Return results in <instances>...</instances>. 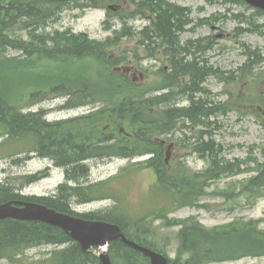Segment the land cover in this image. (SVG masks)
<instances>
[{
    "label": "trees",
    "instance_id": "obj_1",
    "mask_svg": "<svg viewBox=\"0 0 264 264\" xmlns=\"http://www.w3.org/2000/svg\"><path fill=\"white\" fill-rule=\"evenodd\" d=\"M83 1L0 0V69L4 70L0 71V79H4L6 73H15V70L24 64L34 70L36 68L33 66L40 63L42 59L48 63H54V65L71 58L85 59L88 64H98V67L94 68L91 78L83 80L74 88H69V85L52 87L56 81L51 85L46 83L47 87H51L48 92H51L52 95L67 97L66 106L75 105L72 103L73 98L77 99L75 102L78 104L102 103L101 108L87 116L51 122L43 119L42 111L23 114L20 108L14 106L18 105L17 103H0V125L8 135L7 140L33 137L35 149L39 155L50 158L57 166L65 167L67 178L76 182L74 186L61 185L58 192L52 196L23 198L44 204L57 211L75 215L71 206V195H74L76 204L87 203L98 198L116 199L112 192L113 188L107 186L109 180H113L112 178L89 185L80 183L81 178L88 173V167L80 163L82 160L113 156L133 158L152 154L141 163L133 164L132 167L127 166L120 172L119 176H128V173L137 168H152L156 176V184L153 190L168 201L160 213L173 211L186 205L199 206V195L193 191L199 190L200 193H203L204 188L207 187V182L220 178L222 174H228L223 172V169L231 170L229 162L222 156L221 147L215 145L212 139L206 140L204 138L205 131H201L194 140H190L191 138L188 137L187 143L184 141L181 144L182 146L189 144L192 150L198 152L207 161V167L197 172L192 171L180 160L176 165H166L163 156L164 146L159 139L174 131L181 116H186L192 121H204L208 112L206 104L192 101V106L188 109L174 108L168 105L170 98L174 96L171 92L152 96L149 90L138 89V84L134 83L128 75L121 71H111L112 67L128 61L126 51L120 55L108 51L115 46L111 45L113 44L111 39L94 41L87 38L86 34H72L69 30L60 31L56 29L51 34L39 31L40 28L36 29L44 27L48 20L56 18V15L66 7L80 8L87 5L83 4ZM131 1L136 7V14L139 13L145 17L149 15L152 19L151 24L140 32L142 34L140 44L145 50L152 51L151 45L157 44L162 48L166 46L168 48L165 49L166 52L175 53L180 46L176 31L182 30L184 21L181 16L185 17L184 12L187 13L188 9L169 4L166 0ZM11 25L14 26L13 30H15L12 33L8 31ZM23 29L31 31L28 41L20 33ZM154 37L161 42L152 40ZM47 39L53 41V44L54 41L58 40L57 42L62 44L64 49L56 50L50 48L51 46L48 47L46 45ZM8 49L19 51L20 54L6 57L4 53ZM112 51L117 53V49ZM244 53L247 56L244 71L238 72L233 77L234 80L244 77L246 72L250 70L251 63H259L264 59L258 49L244 48ZM133 54L137 53L134 52ZM180 61L183 64L179 63ZM172 63V71L165 73V79L170 78L171 84H178V87H181L179 76L188 77L181 88L182 91L179 92L191 95L202 88L201 83L207 74L196 65L197 63L184 61V57L172 61ZM55 66L56 69L60 68ZM218 78L225 80L221 74ZM76 80L79 81L78 78ZM23 86L28 85L24 84ZM18 88L16 87L15 90ZM262 97L264 96H260L261 103ZM2 98L3 95L0 93V102ZM83 119L84 121L79 123H70H73L74 120ZM103 122H106V125H103L102 128L96 127L99 124L102 125ZM69 124L71 126L68 128ZM120 127L123 128V133H121ZM234 170L237 173L244 171L240 166ZM254 171L255 174L247 181L245 187L264 188V164H258ZM231 172H233V168ZM32 178L36 177L33 176ZM6 183H0V202L20 197ZM260 196L261 194L256 195L253 199L256 200ZM119 207L118 204L104 212L83 213L78 214V216L89 219L99 218L117 223L129 238L135 239L145 246L152 245L146 239L141 238L136 229L134 232H130L129 228L138 225L140 221L128 219ZM10 222V224L0 225V235L15 231L12 234L13 237H10L6 244L25 243L24 246L29 248L40 244L67 243L71 245V250L74 251L75 255L64 259V250L54 256L52 264H99L94 255L82 252L79 245L66 232L57 227L35 221L11 220ZM178 236L180 239L178 255L188 252L192 258L195 255L194 259L200 258L202 254L206 257L214 249H218L217 254L213 255L214 257L220 260L228 259L234 253L233 248L230 247L244 242L248 244L240 247L241 251L249 255L264 253V230L259 228V220L254 219L234 220L212 229H206L195 221H186L183 222ZM244 239L246 241H243ZM6 244H2L0 247L6 248ZM15 255L13 252H0V257L6 256L10 260L15 259ZM109 255L113 264H148L145 256L126 246L119 239L111 243ZM179 261L170 260L169 264H179ZM188 262L190 261L187 260L183 264H188Z\"/></svg>",
    "mask_w": 264,
    "mask_h": 264
},
{
    "label": "rangeland",
    "instance_id": "obj_2",
    "mask_svg": "<svg viewBox=\"0 0 264 264\" xmlns=\"http://www.w3.org/2000/svg\"><path fill=\"white\" fill-rule=\"evenodd\" d=\"M109 1V2H108ZM173 3L186 6L192 9L190 14L193 20L207 17L210 14L216 13V18L211 24L195 26L189 24L185 32L180 34V40L183 42L187 39H196L200 37L212 40V46L203 53L202 58L207 59V62L217 69L222 70L221 76L225 81L219 80L216 76H209L205 81V85L209 93L196 94V97H201L208 105H218L216 113L209 117L212 121L211 128L213 130V139L216 145H219L222 150V156L230 164L231 170L223 169L220 178L212 179L207 182V187L204 192L199 190L193 191L199 195V203L202 207H182L178 210L169 213L167 219H146L142 223H138V227L146 229V232H139L141 238L145 237L147 241L154 244L156 249L167 255L171 260H180V263L188 264H264V253L244 256L247 254L239 248L248 243H239L233 245V256L230 259L220 260L214 257L218 249L211 250L206 257L202 256L198 259L192 258V255L178 256V248L180 244L176 237V232L179 228L177 225H168V219H184L187 217H195L203 227L223 225L230 221L242 219H261L259 228L264 230V188H254L252 186L245 187L247 181L252 177L258 164H264V98L260 102V96L264 94V60L263 63H251L250 70L242 78H238L231 82V71H237V68L247 60L244 54V48L256 50L259 48L260 53L264 51V13H257L255 8L250 7L246 3H214L209 4L206 0H170ZM108 4L116 5V12L111 14L110 28H106L103 23L106 16L104 6ZM92 4L96 7L86 8L84 10L72 9L67 7L62 11L60 16L50 22L49 25L42 27L43 32L53 33L54 29L60 31L70 30L72 34L84 32L92 40H103L107 36L113 34V29H120L122 20H127V17L132 15L134 7L131 0H93ZM242 15L247 21L254 23L256 29L242 31L236 30L239 24L238 18L233 15ZM128 25H131L134 30H137L134 37L123 40L122 49H128L139 39L137 34L139 29L147 24L146 20L140 17L128 19ZM243 27H247L246 22ZM27 39L29 35L22 33ZM54 40V38H52ZM58 40L54 41L56 43ZM53 41L46 40V45H52ZM243 44H245L243 46ZM129 47V48H130ZM19 52L14 49H8L4 55H17ZM143 58L140 63L143 68H146L147 75L141 88L153 86L158 79L155 70L160 63H154L151 58L145 57V53H138V57ZM150 59V60H149ZM28 65V64H26ZM57 65L60 68L56 69ZM48 63L42 59L40 63L33 66L36 68L31 70L25 64L21 68L15 70V73H6L4 79H0V93L3 95L0 103H17L16 108H20L23 112L36 111L42 109L45 115L51 120H62L86 113L96 108L99 104H91L89 107H74L66 109L64 103L66 98L62 96H46L50 90L47 84L55 82L53 86L69 85V88H74L81 84L83 80H88L93 75V70L96 67L95 63L87 64L84 60H76L71 58L62 61L59 64ZM56 67V66H55ZM32 68V67H31ZM30 69V70H29ZM148 69L150 70L148 72ZM0 71H4L1 70ZM151 72V73H150ZM76 78L79 79L76 80ZM24 84L28 86H23ZM23 86V87H20ZM13 87V88H12ZM16 87H19L17 90ZM36 93V96L29 97L30 93ZM157 91H153L156 93ZM51 94V93H50ZM236 98L238 100L236 101ZM171 105L175 108L188 109L184 106L188 104V100L182 95H176L172 99ZM230 107V111L226 113V107ZM261 107H260V106ZM225 111V113H223ZM84 120H74L73 123H79ZM181 122H188L193 128H186L187 136L194 138L198 134L199 126L195 127L192 120L181 119ZM69 124L67 127L71 126ZM214 126V127H213ZM179 125H176L178 128ZM0 131V142L5 139V136ZM5 133V132H4ZM32 138V139H30ZM185 135L177 131L172 135L163 149L165 157L168 145L172 147L168 151V160L171 166L175 165L177 160L184 161L192 170L205 169L207 161L200 157L198 153H194L188 148L181 147L182 141L185 140ZM178 140V141H177ZM177 141V142H176ZM33 137L24 138L22 140H12L1 147L2 153H8L13 149L25 148L19 151L5 154L0 157V182L9 183L19 192L25 195H49L56 190V187L64 180V170L55 167L52 161L48 158L39 157L32 153ZM20 160L14 161L15 159ZM145 156L128 158H112L106 160H92L89 162L88 175L81 178V184L89 185L99 182L110 177H113L120 170L131 164L142 161ZM237 166L244 169V172L237 173L234 170ZM44 172L46 176L35 180L32 183L25 184L27 175H39L38 172ZM230 172V173H229ZM230 175V176H226ZM226 176V177H222ZM113 180H109L107 186L113 188L112 192L116 199L121 198V210L128 217L138 219L137 216L145 214L149 210L156 209L160 203L165 202L161 194L153 195L151 188L154 185V173L151 169H142V171L132 172L128 176H114ZM24 183V184H23ZM65 182L64 184H66ZM68 186L70 184L67 183ZM246 188V190H244ZM257 201L253 202V197L260 195ZM116 200L112 198L96 199L90 203L83 205L75 204L72 201V209L77 212H104L113 208ZM133 228H129L134 232ZM243 241H246L245 239ZM178 246V247H177ZM54 249L53 246L46 245L39 248H32L20 254L21 260L19 264H38V261L48 258L49 254ZM256 255V254H255ZM213 256V257H212ZM212 260V261H210ZM37 261V262H36ZM210 261V262H208ZM7 258H1L0 264H9Z\"/></svg>",
    "mask_w": 264,
    "mask_h": 264
},
{
    "label": "water",
    "instance_id": "obj_3",
    "mask_svg": "<svg viewBox=\"0 0 264 264\" xmlns=\"http://www.w3.org/2000/svg\"><path fill=\"white\" fill-rule=\"evenodd\" d=\"M244 1L264 9V0ZM13 204L14 201L0 204V218L11 217L19 220H41L48 224L55 225L66 231L71 238L75 239L83 251H90L96 255L101 264H111L107 249L110 242L117 238H121L125 244L148 256L150 264L167 263L165 257L161 254L150 251L128 240L121 233L120 228L116 224L77 218L31 202L22 203L23 207H16ZM94 245H97L98 248L89 249Z\"/></svg>",
    "mask_w": 264,
    "mask_h": 264
},
{
    "label": "bare ground",
    "instance_id": "obj_4",
    "mask_svg": "<svg viewBox=\"0 0 264 264\" xmlns=\"http://www.w3.org/2000/svg\"><path fill=\"white\" fill-rule=\"evenodd\" d=\"M60 14L61 13H59V14H57L56 15V18H54L53 20H56L59 16H60ZM53 20H48L47 21V23L44 25V27L45 26H47V25H49L50 24V22H52ZM151 21H152V19H149L148 21H147V23L148 24H151ZM28 26H31V24H28ZM43 27V28H44ZM41 29L42 27H38V28H36V29ZM14 29V26L13 25H11L9 28H8V31L9 32H13V31H15V30H13ZM55 30V29H54ZM26 31V33L29 35V38H30V36H31V31H29L28 29H23V30H21L20 31V33H21V35H22V33L23 32H25ZM39 31H41V30H39ZM48 47H50V48H54V49H56V50H63L64 49V46L62 45V44H60L59 42H56V43H54V44H52V45H47ZM0 128H2L1 127V125H0ZM37 128H39V127H37ZM40 129V128H39ZM96 158L95 157H93V158H91V160H82L80 163H82L83 165H86L87 163H89L90 161H92V160H95ZM59 168H64L65 170H66V168L65 167H63V166H58ZM88 171V173H89V170H87ZM33 176H35L36 178H32ZM26 180H25V182H27V184H29V183H32V182H34L35 180H37L38 178H39V176H37V175H35V174H32V175H27L26 177ZM6 185H8L9 187H11L10 189L14 192V193H16L17 192V190L9 183V181H8V183H6ZM63 185V184H62ZM60 188V187H59ZM58 188V189H59ZM18 194H19V198H17V199H15L14 200V206H16V207H23V204L22 203H25V202H27L24 198H25V194H23V193H21V192H18ZM72 194V193H71ZM74 194V193H73ZM24 197V198H23ZM71 197V203H72V201H75V198H74V195H71L70 196ZM70 200V199H69ZM31 203H35V204H37L35 201H30ZM70 205V204H69ZM13 219H15V218H11V217H8V218H0V221H10V220H13ZM15 231H11V232H6L5 234H3V235H0V245H2V244H6L7 243V241H9L10 240V237H13L12 236V234L14 233ZM25 244V243H24ZM46 245H50V246H53L54 247V249L52 250V252L50 253V254H52V255H54V256H56V255H58V254H60L62 251H64L65 250V252H64V254H63V258L64 259H67V258H70L72 255H75L74 254V251L73 250H71V245L70 244H67V243H60V244H40V245H35V246H32V248H39V247H43V246H46ZM146 249H148V250H150V251H153V252H156L157 251V249L153 246V245H149V246H146L145 247ZM108 249H110V246L108 247ZM99 261V264H101V262H100V260H98ZM87 264H91V263H87ZM128 264H130V263H128Z\"/></svg>",
    "mask_w": 264,
    "mask_h": 264
},
{
    "label": "flooded vegetation",
    "instance_id": "obj_5",
    "mask_svg": "<svg viewBox=\"0 0 264 264\" xmlns=\"http://www.w3.org/2000/svg\"><path fill=\"white\" fill-rule=\"evenodd\" d=\"M1 224H2V225L10 224V222H9V221H6V222H5V221H0V225H1Z\"/></svg>",
    "mask_w": 264,
    "mask_h": 264
}]
</instances>
